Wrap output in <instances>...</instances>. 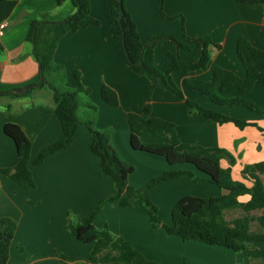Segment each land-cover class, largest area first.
Masks as SVG:
<instances>
[{
    "label": "crops",
    "instance_id": "1",
    "mask_svg": "<svg viewBox=\"0 0 264 264\" xmlns=\"http://www.w3.org/2000/svg\"><path fill=\"white\" fill-rule=\"evenodd\" d=\"M10 1L16 2V6L6 19L8 27L0 35V91L16 93V90L40 82L33 47L25 41L31 21L42 15L49 22L60 21L73 14L75 9L71 0H62L59 5L57 0ZM157 4L158 0H125V9L141 40L168 35L183 42L179 20L162 18ZM89 5L90 14L98 25L63 36L53 54V62L64 69V87L75 90L81 85L89 90L88 95L79 93V120L82 122L88 117L86 103L96 106L94 125L98 130L110 132L111 144L119 157L131 165L134 172L139 162L145 167V173L139 177L134 172L129 176L131 187L139 188L166 171L193 170L188 165L171 168L161 157L131 149L126 116L141 113L147 103L151 106V117L175 125L182 143L227 151L234 163L230 165L229 160L223 159L221 166L230 168L232 177L242 179L245 166L264 160V119L245 108L218 107L184 87L185 80L209 81L216 67L239 78L245 77V70L235 53L236 42L245 38L264 52V4L246 6L239 0L163 1L165 16L183 17L187 37H209L213 43L208 46L210 58L206 68L190 72L172 70L169 54L174 46L172 43L145 48L143 59L152 58L158 71L169 72L171 81L181 89L183 99L169 91H151L147 78L131 71L121 58L105 19L103 0H89ZM185 44L188 49L178 51L181 62H188L196 48L194 44ZM102 85L116 94L117 107L102 102ZM242 97L262 106L264 87L255 84ZM186 100L225 116L254 121L257 126L240 130L231 123L218 125L200 115L189 114ZM54 107L52 92L47 87L33 89L20 97L0 96V169H13L18 160L12 140L4 134L6 124L19 126L31 142V161L42 149L61 138V126L53 112ZM157 137L160 136L144 137L141 141L156 143ZM89 138L81 124L70 147L48 157L40 166L30 165L35 189H26L0 174V219L9 218L17 224L7 264H92L89 261L90 246L72 238L66 230L69 215L75 220H84L103 198L114 192L113 181L99 175V160L88 150ZM259 177L264 185V174ZM222 193L213 184H197L188 177H181L152 188L149 198L158 206L159 221L170 225L172 208L180 199L186 196L215 197ZM247 200L246 196L239 199L242 203ZM251 215L253 221L249 231L264 233V209L253 211ZM93 226L107 228L150 262L264 264V243H252L245 251L235 253L218 246L183 241L168 236L160 228L153 230L149 216L142 208L122 207L118 201L107 202L94 219ZM59 255L67 260H61Z\"/></svg>",
    "mask_w": 264,
    "mask_h": 264
},
{
    "label": "trees",
    "instance_id": "2",
    "mask_svg": "<svg viewBox=\"0 0 264 264\" xmlns=\"http://www.w3.org/2000/svg\"><path fill=\"white\" fill-rule=\"evenodd\" d=\"M62 0H57L59 5ZM164 0H158L157 11L166 20H179L183 42L168 35H156L141 40L136 25L125 9V0H103V11L109 26L110 35L117 43L119 53L126 66L135 74L144 76L150 83V90L169 91L177 98L183 99L179 89L169 78V72L161 73L153 63L143 59V52L148 46L156 47L162 43H172L170 51L172 70L190 72L205 69L209 61L208 46L213 44L209 37L190 38L184 31V20L180 15L167 17L163 14ZM246 6L264 4V0H239ZM75 9L67 18L47 21L44 15L31 21L25 41L33 47V57L37 63L38 85H29L25 94L14 91L1 92L0 96L20 97L33 89L47 87L55 103L54 114L59 120L61 138L42 149L31 161V142L21 128L14 124L4 126V134L12 140L17 154V164L13 169H0V174L9 177L26 189H35L36 183L30 165L40 166L48 157L70 147L74 142L77 128L82 124L89 133L88 150L99 160V175L113 181L114 192L103 198L91 215L82 221L69 215L66 230L77 241L90 246L89 261L92 264H160L143 258L124 240L113 236L107 228L96 229L94 219L100 214L107 202L118 201L122 207L142 208L149 216L151 228H160L168 236H176L183 241H194L205 245L218 246L235 253L243 252L252 243H264V233H252L249 224L253 221L251 212L264 209V185L259 175L264 174V160L244 167L242 179L244 184L234 180L230 168H223L221 160L233 157L224 149L206 148L197 144L182 143L175 131V125L165 120L151 117V106L147 103L141 113H128L126 123L130 133L129 144L133 151L163 158L169 167L188 165L203 174L199 177L193 170L166 171L151 178L141 188L128 184L129 176L134 172L131 165L125 163L113 148L108 130H98L94 123L97 115L96 106L86 103L89 116L82 122L77 117L79 93L88 95L89 90L81 85L75 90L64 87L65 74L62 66L53 62V54L59 40L67 33L77 32L89 26H97L98 21L90 14L89 0H71ZM16 2L0 0V23L11 15ZM196 46L188 62H181L178 57L180 49H188L185 43ZM218 48L217 45H214ZM1 49V48H0ZM235 53L245 70V77L239 78L234 73L216 67L209 81L185 80L184 87L189 92L198 94L212 104L224 108H245L264 119L262 108L243 98L255 84L264 87V52L255 48L247 39L239 38ZM78 79V77L76 76ZM100 99L111 107L118 106L116 94L107 86L100 88ZM189 114H197L218 125L231 123L242 130L257 126L254 121L225 116L214 110L206 109L186 100ZM162 136L163 143H143L144 137ZM181 177H188L195 183L215 185L223 191L215 197L199 198L186 196L172 208L171 224H162L158 219V207L150 200L148 191L162 183ZM248 197L244 203L241 197ZM240 209L242 216L227 222L224 213ZM17 224L9 218L0 219V264H7L9 251ZM61 260L66 257L59 255ZM183 264H186L184 262Z\"/></svg>",
    "mask_w": 264,
    "mask_h": 264
},
{
    "label": "rangeland",
    "instance_id": "3",
    "mask_svg": "<svg viewBox=\"0 0 264 264\" xmlns=\"http://www.w3.org/2000/svg\"><path fill=\"white\" fill-rule=\"evenodd\" d=\"M149 99H150V97H149ZM259 106V105H258ZM260 108H262V106H259ZM86 116H89V114H87ZM156 139H157V141H156ZM155 139V141H156V143H163L164 141H165V139L162 137V136H160V137H157ZM191 167V166H190ZM171 168H173V167H171ZM171 171H173V170H171ZM177 171V170H176ZM193 172H195V174L198 176V175H200L199 177H204L203 176V174H201V173H199V172H197L196 170H194V168H193ZM134 173H136V177H139L140 175H142L143 173H145V167L144 166H142V163L141 162H139V163H137V170L134 172ZM162 174V173H161ZM160 174V175H161ZM235 176V175H234ZM234 178V180H237V181H239V182H242V183H244V184H247L245 181H243L241 178L239 179L238 178V176H235V177H233ZM150 180V179H149ZM146 182H148V181H146ZM145 182V183H146ZM144 183V184H145ZM195 183V182H194ZM203 183V182H202ZM143 184V185H144ZM197 184H200V183H197ZM142 185V186H143ZM141 186V187H142ZM141 187H139V188H141ZM154 188V187H153ZM152 189V188H151ZM150 189V190H151ZM148 195H149V191H148ZM156 205V204H155ZM157 206V205H156ZM158 207V206H157ZM242 216V211L240 210V209H234V210H231V211H227V212H225L224 213V219L227 221V222H231V221H233L234 219H236V218H238V217H241Z\"/></svg>",
    "mask_w": 264,
    "mask_h": 264
},
{
    "label": "built area",
    "instance_id": "4",
    "mask_svg": "<svg viewBox=\"0 0 264 264\" xmlns=\"http://www.w3.org/2000/svg\"><path fill=\"white\" fill-rule=\"evenodd\" d=\"M8 27V23L6 20L2 21L0 23V35L2 34V32Z\"/></svg>",
    "mask_w": 264,
    "mask_h": 264
},
{
    "label": "water",
    "instance_id": "5",
    "mask_svg": "<svg viewBox=\"0 0 264 264\" xmlns=\"http://www.w3.org/2000/svg\"><path fill=\"white\" fill-rule=\"evenodd\" d=\"M28 89H29V86L25 87L23 89L16 90V93H18V94L26 93Z\"/></svg>",
    "mask_w": 264,
    "mask_h": 264
}]
</instances>
